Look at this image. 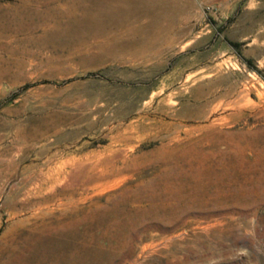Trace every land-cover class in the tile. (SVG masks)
Wrapping results in <instances>:
<instances>
[{
  "label": "rangeland",
  "instance_id": "obj_1",
  "mask_svg": "<svg viewBox=\"0 0 264 264\" xmlns=\"http://www.w3.org/2000/svg\"><path fill=\"white\" fill-rule=\"evenodd\" d=\"M42 1L0 37V264H264V0H173L95 56Z\"/></svg>",
  "mask_w": 264,
  "mask_h": 264
},
{
  "label": "bare ground",
  "instance_id": "obj_2",
  "mask_svg": "<svg viewBox=\"0 0 264 264\" xmlns=\"http://www.w3.org/2000/svg\"><path fill=\"white\" fill-rule=\"evenodd\" d=\"M44 4H43L42 0H19L16 3H10L7 1H4V2L0 1V37L7 36L10 33L14 34V32H17V31L19 32V31L23 30V28H25V27L22 28L21 23H24V20H23L24 16H28V14L30 16L31 14H33L34 11H36V10L39 11V9H42ZM53 6H51V7H53ZM48 10H50V9H48ZM157 10H161V13L157 12ZM51 11H53L52 8H51ZM54 11H55V13L59 14L62 18H65V21H66V19H68V21H70V23L73 24L74 28H76V27L78 28V26H81L84 23H90V26L92 28L90 33L92 35H95V37H94L95 39L93 38V40H96L99 44L97 47L95 46L96 48L92 53V54H94V56H95V54L97 55V54H100L102 52L105 55H108V54L112 55L111 54L112 50L115 47V45L117 44L116 43L117 41H115L116 38L113 37L114 35L112 36L113 33L111 32L110 28H112V27L115 28L114 24H118V22L120 20H123L126 18H131L134 16L141 17L145 14H152L151 17L154 20L155 19H162L163 24L166 25V24L173 23L175 16L178 15L177 14L178 11L175 9V4H174L173 0H64V2L61 3L60 6H57ZM41 12L38 13L40 18L42 17ZM59 15H57V16H59ZM34 20H36V19H34ZM61 21H62V19H61ZM17 22H19V23H17ZM39 23H38V26H39ZM48 24H50V23H48ZM55 24H57V22ZM50 27H52V26H50ZM70 27H72V26H70ZM86 27H88V26H86ZM72 34H73V32H72ZM58 35H61V34H58ZM82 35L83 36L87 35V32L85 33V31H84L82 33ZM68 36H67V38H69ZM79 36H81V35H79ZM63 38H65V37H63ZM82 38H84V37H82ZM16 39H17V36H16ZM85 39H86V37H85ZM18 40H19V38H18ZM80 40H82V39H80ZM110 40H112V41H110ZM118 42H119V40H118ZM50 43H52V42H50ZM77 43H78V41H77ZM93 43H94V41H93ZM128 44H130V42ZM39 46H40V44H39ZM59 46H60V44H59ZM256 187H260V188L262 187L263 188L264 186L258 184V185H256ZM209 225H211V224H209Z\"/></svg>",
  "mask_w": 264,
  "mask_h": 264
}]
</instances>
